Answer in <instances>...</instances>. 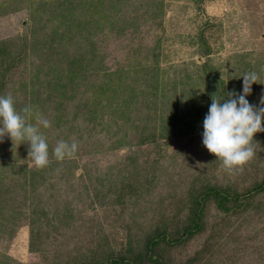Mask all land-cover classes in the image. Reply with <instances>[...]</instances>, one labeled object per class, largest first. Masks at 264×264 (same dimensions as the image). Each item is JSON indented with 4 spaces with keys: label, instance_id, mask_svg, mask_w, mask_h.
<instances>
[{
    "label": "rangeland",
    "instance_id": "1",
    "mask_svg": "<svg viewBox=\"0 0 264 264\" xmlns=\"http://www.w3.org/2000/svg\"><path fill=\"white\" fill-rule=\"evenodd\" d=\"M10 1L0 0V3ZM46 1L48 4L40 21L32 17L39 11L29 15L30 7H34L39 0H15L10 3L12 6H5L0 11V41H9L12 58L18 60L8 72L0 95L12 94L13 89L20 88V81L28 82L36 72L41 78L45 75L43 69L47 65L44 57L39 58L33 53L31 42H44L43 37L51 34L62 20L54 16L61 12L58 6L61 2ZM68 2L65 11L69 13L76 9V17L80 12L83 30L70 34L69 40L61 41L59 37L53 48H48L49 43L44 42V46L36 47L38 52L48 53L51 56L49 60H56L66 51L67 55L86 53L89 41L94 40L92 61L107 71L122 69L125 73L128 70L124 77L126 82L131 80L132 68H152V60L157 54L159 63L156 69L166 76L162 81L166 83L162 94L165 104L157 108L165 113L182 100L183 86H173V83L180 81L184 73L201 71L197 67L201 62L219 66L221 76L233 84L238 66L248 67V62L264 56V0H109L112 12L105 4L94 11L93 6H88L91 0ZM92 11L93 16L89 15ZM89 18L92 19L91 24H87ZM97 20L102 25V31L97 29ZM111 23L112 28L109 27ZM66 29L65 24L58 26L63 34L68 35L69 30H74ZM200 32L210 46L208 55H203V48L192 42ZM82 39L84 41L79 43L78 40ZM241 54L243 58L239 60ZM98 73L99 70L94 69L87 79L100 78L101 73ZM142 73L139 76H143ZM196 77L192 75V81L202 90L204 80ZM135 83L142 88L145 85L136 78ZM43 89L45 93L40 92L41 97L48 90L40 87L39 91ZM75 91V101L70 100L69 106L71 102H83L89 96L83 92V86ZM48 102L43 103L39 110L42 117L50 121L52 109ZM140 111L144 113L145 109ZM84 112L82 110V115L74 121L78 127L83 126L79 124L84 123ZM73 129L75 127L70 130ZM89 133L85 131L80 139H74L77 137L75 133L71 136L81 149L80 156H73L76 166L71 175L60 177L64 169H59L61 171H56L48 180L61 188L57 192L65 194L63 198H73L75 210L66 225L55 228L48 236L41 233L38 239L41 245H34L37 249L30 251L29 228L19 222L11 238L0 232V256L2 252L8 254L14 264H74L75 260L80 261L84 257L96 260L102 257L100 250H118L127 239L142 242L146 231L148 233L154 225H161L168 217L170 224L181 225L189 204L186 196L192 188L219 184L232 186L241 192L251 185L254 175L258 174V178L264 175L263 153L254 154L242 168L226 170L222 162L203 146L202 131L186 132L154 144L116 149H108V141L102 138L103 134L88 138ZM4 139L10 140L7 136ZM59 140L49 138V146L54 148ZM263 141L264 132H258L253 140L254 149L264 150ZM23 148L27 150V145L24 144ZM19 150L22 148L17 147L12 154L13 161L18 165L32 164L28 155L18 158ZM65 163L61 165L67 168ZM85 183L96 187L101 184L98 189L102 193L111 184L112 188L104 198L108 202L101 205L99 198L92 199L93 189L89 186L87 191L84 190ZM43 187L45 185L37 186L41 199L48 191ZM78 190H81L80 195L75 199ZM119 190L140 194L141 197L134 206L132 200H124V204L114 206L111 202ZM143 197L147 198V209L142 212L143 203L140 200ZM259 199L260 203L257 202ZM248 200L256 201L254 207L239 208L232 213L220 211L214 202H208L203 209L202 230L169 252L170 264H184L195 255L198 258L189 264H264V193Z\"/></svg>",
    "mask_w": 264,
    "mask_h": 264
},
{
    "label": "trees",
    "instance_id": "2",
    "mask_svg": "<svg viewBox=\"0 0 264 264\" xmlns=\"http://www.w3.org/2000/svg\"><path fill=\"white\" fill-rule=\"evenodd\" d=\"M14 1L12 0L10 3ZM57 1L61 2L58 5L61 7V12L53 14L62 20L58 22L59 24L57 23V27L52 29L51 34L43 37L44 42L49 43L48 48H53V44L56 40L58 41L59 37L62 39L61 41L69 40L70 34L80 33L84 28L80 12L77 17L74 15L76 9L67 13L65 10L68 9V0ZM10 3L1 2L0 11L5 6H12ZM47 4L46 0H39L34 7H30L31 12L29 15L39 11L38 15H35L39 18L36 19L35 16H32L33 20L40 21L44 17V7ZM104 4L109 6L108 10L110 12L113 11V6L109 0H97L94 3L91 0L88 6H93L95 11L102 8ZM93 14V11L89 13L91 16ZM50 18L52 17L50 16ZM75 19L76 21H74ZM38 21L34 22L39 24ZM91 21L92 19L89 18L87 24H91ZM96 23L97 29L102 31L99 20ZM61 24H65L67 29L74 30H69L68 35L63 34L64 31L58 30V26ZM40 27H43V25H40ZM109 27L112 28L113 24L111 23ZM33 32L35 33L34 28ZM78 41L82 43L84 40ZM44 42H40V44L36 40L31 42L33 53H36L39 58L44 57L46 62L47 66L43 69L45 72L44 77L41 78L40 74L38 75L39 72H36L28 82L20 81V88L13 89L11 95L14 97L18 111L25 105H31L40 113L39 108L43 103L49 101L48 103L52 109L50 111L49 127L46 129L41 128L48 145L49 138L50 140L59 138L71 143L75 141L74 139H80L85 131L90 132L88 138L103 134L102 138L108 141V149H116L122 146L139 147L157 143L161 139L167 140L178 137L186 132L197 133L203 131L202 121L211 103V96L223 99L226 98L228 91L236 90L239 92L242 87V75L245 73H257L259 82L252 84L251 94L247 96L249 102L258 104L261 93H264V56L260 59L254 58V60L248 62V67L238 66L236 73L239 74L235 73L233 75L235 78L233 84L226 82L221 76L219 66H211L207 62H201L197 66L201 71L198 70L193 74L184 73L180 81L173 83V86L181 84L185 90L182 87L181 103L175 104L168 113H165L164 110L157 108L158 105L165 104L162 94L166 85L162 82L166 76L156 69L159 63L157 54L152 60V68H132L131 80L126 82L124 77L127 76L128 70L125 73L122 69L107 71L105 67H98L96 66L98 63L92 61L94 55L91 53L94 51V40L89 41V50L86 53L67 55L66 51L64 55L56 60H49L51 56L48 53L38 52L36 47L38 45L44 46ZM192 42L203 48V55L210 53V46L201 32L192 39ZM12 57L13 51L9 41H0V91L6 82L8 72L14 68L15 61H18ZM239 58L241 60L243 55H239ZM94 69L99 70L98 74L101 73V77L88 80L87 77L93 74ZM88 71L91 73H87ZM141 71L143 76H139ZM192 75L197 76V79L202 78L204 80L202 90L198 87V84L193 83ZM135 78L145 83L143 88L135 83ZM80 86H83V92H87L89 96L85 97L86 99L83 102L81 100L71 102V108L69 109V101L74 100L75 90ZM40 87L48 88L46 95L43 97L39 93H45V89L39 91ZM147 90L149 91L147 92ZM14 91L19 93L15 94ZM155 92H159V94L156 95ZM81 105L85 108L82 109ZM141 109H145V112L142 113ZM82 110L85 111L83 114L84 123L79 124L83 125L82 127H78L74 121L79 117ZM139 120L141 121L138 122ZM68 123H70V127ZM50 127L52 128L49 129ZM71 127H75V129L70 130ZM79 130H82V132H79ZM74 133L77 137L73 139L71 136ZM24 144L17 146L22 148L17 152L18 158L21 155L24 157L27 155V150L23 148ZM17 147L15 145L12 147L10 140L5 141L4 139L3 142H0V232L4 233L9 239L12 237L17 224L19 222L25 223L29 228L28 245L29 250L32 251L37 249L36 246L41 245L38 242L41 233L44 232L48 236L55 228L66 225L73 215L75 210L72 202L73 198H71L72 200L63 198L65 194L57 192L61 188L57 187L53 181L48 180L56 171L60 172L59 169H64L63 172H60V177L71 175L73 168L76 166L73 156H80L81 149L77 147L76 153L70 157L72 160L69 157L57 160L52 154L53 148L49 146V155L51 154L52 157L49 158L48 165L43 168H36L34 163L18 165L13 161L12 154L16 152ZM260 153L264 155V150L254 149L255 155ZM69 161L74 162V164ZM64 162L68 165L67 168L61 165ZM257 176L254 175L251 185L241 192L232 186L219 184H207L192 188L186 196L189 204L186 206L181 225L170 224L168 222L170 217H168L163 220L164 222L161 225H154L148 233L146 231L142 242L135 243L131 239H127L125 243L119 246L118 250L111 248L100 250V253L103 254L99 259L94 260L84 257L80 261L75 260L74 264H170L169 252L173 248L184 244L202 230L203 209L208 202H214L216 208L226 213H232L239 208L250 209L254 207L256 201H249L248 198L264 193V175H261L260 178ZM40 184L45 185L43 188L48 190L43 199L40 198L39 192H37V186ZM100 185H98L99 188ZM89 186L93 189L92 199L99 198L101 205L108 202L104 198L112 188L111 184L104 193L100 192L101 189L89 183H85L83 189L87 191ZM80 191L78 190L79 193L74 197L75 199L79 198ZM140 197V194L119 190L111 204L114 206L122 205L124 200H132L131 203L134 206ZM260 201L259 199L257 202L260 203ZM140 202L143 203L140 208L143 212L147 209V198L144 199L143 197ZM2 254L0 264H14L8 254L3 252ZM197 258V255L189 257L184 264H189Z\"/></svg>",
    "mask_w": 264,
    "mask_h": 264
},
{
    "label": "clouds",
    "instance_id": "3",
    "mask_svg": "<svg viewBox=\"0 0 264 264\" xmlns=\"http://www.w3.org/2000/svg\"><path fill=\"white\" fill-rule=\"evenodd\" d=\"M242 87L239 92L231 90L226 98L211 96L202 121V144L208 152L222 162L223 167L232 171L242 168L254 155L253 140L258 132H264V93L258 104L247 99L252 84L258 82L255 72L242 75ZM35 121V123H33ZM49 121L31 105L16 109L11 94L0 95V142L7 136L12 147L22 143L27 145V155L36 168L49 163V145L41 128H48ZM75 141L69 143L59 140L52 149L57 160L72 157L77 151Z\"/></svg>",
    "mask_w": 264,
    "mask_h": 264
}]
</instances>
